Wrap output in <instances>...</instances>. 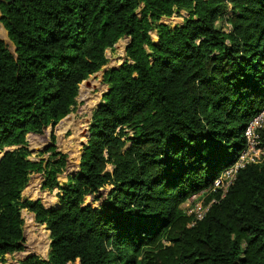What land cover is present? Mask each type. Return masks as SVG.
<instances>
[{"label": "trees", "instance_id": "trees-1", "mask_svg": "<svg viewBox=\"0 0 264 264\" xmlns=\"http://www.w3.org/2000/svg\"><path fill=\"white\" fill-rule=\"evenodd\" d=\"M181 9L182 22H159ZM0 11L15 47L0 38V152L17 147L0 159V257L22 248L26 208L49 252L18 264H264V163L208 193L200 220L181 207L236 160L264 105V0H0ZM124 36L127 59L104 73L79 170L60 185L65 155L42 166L26 136L71 111ZM258 133L264 146V123ZM35 170L61 189L56 205L22 198Z\"/></svg>", "mask_w": 264, "mask_h": 264}, {"label": "rangeland", "instance_id": "rangeland-1", "mask_svg": "<svg viewBox=\"0 0 264 264\" xmlns=\"http://www.w3.org/2000/svg\"><path fill=\"white\" fill-rule=\"evenodd\" d=\"M186 11L181 9L179 12H175L169 17H161L159 22L165 23L170 27L182 22V18L186 15ZM217 26H223L224 29L229 26L221 21H218ZM150 36L153 41L157 40V32L155 29L150 31ZM0 38L6 43L8 49L14 52V45L8 37V30L6 29L2 21V13L0 11ZM128 38H120L113 47L107 48V62L100 68H110L112 66H118L126 59V45ZM86 79H90L88 84H79L81 93L76 100L71 111L67 114L66 118H61L55 125L49 124L40 133H30L26 136L27 157L39 162L42 161V166L48 161H54L55 152L65 155V164L61 169V172L57 174V179L60 185H64L69 175H75L79 170V159L83 151V141H87L86 128L90 125L92 111L96 108L97 104L101 102V93L107 90L108 84L104 78L100 79L98 75H89ZM86 90V91H84ZM262 107V106H261ZM92 109V110H91ZM260 110V109H259ZM55 135V140L52 141V134ZM130 134V131H129ZM50 145H54L53 151H46ZM10 150L17 149L16 146L6 147ZM1 154V152H0ZM107 169H111V165L107 166ZM44 171L35 170L29 174V179L26 186L21 192L22 198L26 199H40L44 207L49 208L58 203V194L61 193V189L54 188L48 190L42 188L44 181ZM31 185V189L27 187ZM109 186L102 189L100 192L104 196L109 190ZM100 196V194H96ZM101 195V198L103 196ZM191 195L181 204V207L187 208L190 205ZM85 201L87 203H93L97 205L99 200H95L93 196H86ZM21 216L23 218V241L22 248L12 253H8L0 257V264H18V262L30 255H37L44 257L49 251L50 236L44 224H40L35 220L33 212L24 208L21 210ZM74 264H79L76 261Z\"/></svg>", "mask_w": 264, "mask_h": 264}, {"label": "built area", "instance_id": "built-area-1", "mask_svg": "<svg viewBox=\"0 0 264 264\" xmlns=\"http://www.w3.org/2000/svg\"><path fill=\"white\" fill-rule=\"evenodd\" d=\"M263 123L264 105L246 124L243 130L245 146L240 151L236 160L227 168L223 169L208 187L191 194L190 205L188 204L187 208H185L187 214L193 213L196 220H200L205 215L210 204L214 201L212 199L207 204L203 203L208 193L220 190V196L223 197L232 185L236 173L240 168L248 163H264V146L261 145L258 133V130L263 127ZM196 220H193L190 225L194 224Z\"/></svg>", "mask_w": 264, "mask_h": 264}, {"label": "water", "instance_id": "water-1", "mask_svg": "<svg viewBox=\"0 0 264 264\" xmlns=\"http://www.w3.org/2000/svg\"><path fill=\"white\" fill-rule=\"evenodd\" d=\"M1 1H4V0H1ZM124 37H125V38H128V40H129V37H127V36H124ZM114 45H115V44H114ZM114 45H113V46H114ZM14 49H15V47H14ZM105 57H107V53H106V52H105ZM121 64H122V62H121L119 65H121ZM119 65H118V66H112V67H110V68H106V67H105V68H103V69H99L98 71L94 72V73L91 74V75H93V76L98 75V76L100 77V79H103V75H104V73H105L108 69H110V70L117 69V68L119 67ZM84 80H86L84 84H88L89 81H90V79H84ZM84 80H83V81H84ZM83 81H82L80 84H83ZM80 93H81V90H80V88L78 87V93H77L75 99H77V98L79 97ZM103 94H104V92L101 93V99H102ZM99 104H100V102L97 104L96 107H98ZM66 117H67V115H66ZM66 117H64V118H66ZM90 118H91V116H90ZM89 128H90L89 126L86 128V132H85L86 137H89ZM43 129H44V128H43ZM87 139H88V138H87ZM81 144H83V145L86 144V141H85V142L83 141ZM8 150H10V148L4 149V151L1 152V154H0V159H1L2 155H3L6 151H8ZM29 159H30V158H29ZM31 160H32V159H31ZM48 232H49V231H48ZM49 234H50V233H49ZM48 252H49V251H47V253H46V255L44 256V258L47 257Z\"/></svg>", "mask_w": 264, "mask_h": 264}, {"label": "bare ground", "instance_id": "bare-ground-1", "mask_svg": "<svg viewBox=\"0 0 264 264\" xmlns=\"http://www.w3.org/2000/svg\"><path fill=\"white\" fill-rule=\"evenodd\" d=\"M84 91H86V90H84ZM27 188H30V185Z\"/></svg>", "mask_w": 264, "mask_h": 264}, {"label": "crops", "instance_id": "crops-1", "mask_svg": "<svg viewBox=\"0 0 264 264\" xmlns=\"http://www.w3.org/2000/svg\"><path fill=\"white\" fill-rule=\"evenodd\" d=\"M28 189H31V185H30V188H28Z\"/></svg>", "mask_w": 264, "mask_h": 264}]
</instances>
